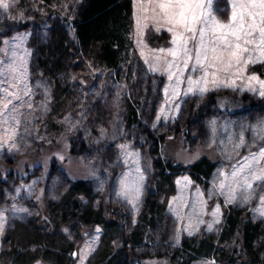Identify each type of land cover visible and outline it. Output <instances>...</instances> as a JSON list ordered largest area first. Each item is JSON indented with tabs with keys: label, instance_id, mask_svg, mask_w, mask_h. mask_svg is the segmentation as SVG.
Returning <instances> with one entry per match:
<instances>
[{
	"label": "rangeland",
	"instance_id": "374dc122",
	"mask_svg": "<svg viewBox=\"0 0 264 264\" xmlns=\"http://www.w3.org/2000/svg\"><path fill=\"white\" fill-rule=\"evenodd\" d=\"M69 1L14 0L7 13L0 10V62L7 61L0 63V71L7 74L8 65L12 66L19 87L11 91L21 97L13 100L19 107L8 114L9 123L0 117V264L10 262L12 233L20 225L36 224L45 214V205L51 215L55 214L60 207L55 205H60L72 185L70 180L76 178L91 181L93 206H102L107 217L116 213L122 226L125 223L126 233L135 230L137 224L143 227L140 213L157 176L165 185L158 195L165 209L163 224L150 235L145 231L141 244L124 252L125 264H176L173 259L178 257L182 238L219 236L226 208L243 213V222L248 217L264 226V205L260 203L264 193L257 191L248 202L238 197L226 203L227 185L234 186L231 165L264 144L260 138L264 135V96L260 95L264 79L252 71L253 65L263 62L250 63L239 73L221 71L215 79L210 74L206 84L194 85L190 91L186 79L189 72H184L183 82L177 84L179 73L173 67V79H168L164 60L173 58L159 50L173 47L171 33L164 28L157 31L151 19L141 18L138 27L137 17L143 15L139 5L144 0H132L130 35L134 50L118 77L84 62L78 73L89 78L90 86L82 89L75 77L78 73H71L67 81L72 84L75 100L57 110L52 82L38 69L36 59L39 44L50 37L53 25L62 22L54 17L38 24L35 20L50 9L68 15ZM213 9L218 19L228 21L229 0H214ZM152 67L157 71H151ZM252 76L256 79H249ZM199 87L207 91L201 93ZM8 88V83L0 84V89ZM3 96L0 91V99ZM130 102L137 104L139 127L127 124ZM241 135L248 146L234 151ZM70 141L75 142L73 148ZM203 157L213 164V172L208 179L194 180L188 165ZM157 159L170 161L177 169L186 168L172 174L173 192L156 173ZM222 183L226 185L224 194ZM81 231L83 235L75 239L76 250L71 254L75 256L73 264H87L102 239L99 226ZM70 236L74 238L73 233ZM241 245L236 236L228 249L236 247L239 257L250 264ZM123 247L122 241H117L113 250L120 254ZM262 259L264 264V256ZM191 264L218 262L199 258Z\"/></svg>",
	"mask_w": 264,
	"mask_h": 264
},
{
	"label": "trees",
	"instance_id": "16d2710c",
	"mask_svg": "<svg viewBox=\"0 0 264 264\" xmlns=\"http://www.w3.org/2000/svg\"><path fill=\"white\" fill-rule=\"evenodd\" d=\"M68 4L71 6L68 15L57 9H50L47 14L35 20L38 24L54 17L62 22V25H53L50 37L39 44L36 59L38 69L52 82L57 110L75 100L72 84L67 79L71 73L81 71L84 62L100 72L116 73L118 77L134 50L130 35L132 0H71ZM252 71L264 79V62L253 65ZM130 72L131 69H128L129 78L132 76ZM75 75L82 89L90 86L91 81H88L87 76L82 73ZM135 103L130 102L127 108V124L131 127H139L141 123ZM78 139L75 138L76 141ZM74 146L75 142L70 141V147ZM77 148L80 149V146ZM70 153H73L72 149ZM154 167L171 192L174 191L172 174L186 169H177L170 161L164 159L154 161ZM188 168L194 180H204L209 178L214 166L210 160L203 157L188 165ZM70 182L72 185L60 205H55L60 206L55 214L51 215L45 205V214L41 219L38 218L36 224L30 222L12 231L13 247L9 264H34L39 261L45 264H62L64 260L67 262L63 264H73L75 256L71 257V254L76 250L75 239L83 235V228L93 226L101 227L102 239L87 264H125L127 259L123 258L124 252L128 248L131 249V246L141 244L145 231L150 235L151 230H159L163 224L165 209L159 202L158 195L163 192L165 185L158 182V176L152 192L144 200L140 213L143 227L137 224L131 233L123 232L125 223L122 226L121 218L116 213L107 217L102 206H93V191L89 179L76 178ZM242 214L235 209L226 208L223 226L217 238L212 235L182 238L178 244V257L173 259V262L191 264L199 258H213L218 264H247L239 257L236 247L228 249L233 238L239 236L242 241V253L250 264H262L264 226L262 223L250 221L248 217L243 222ZM72 233L74 238L70 239ZM117 241H122L124 246L120 254L113 250Z\"/></svg>",
	"mask_w": 264,
	"mask_h": 264
},
{
	"label": "snow or ice",
	"instance_id": "6c2138e0",
	"mask_svg": "<svg viewBox=\"0 0 264 264\" xmlns=\"http://www.w3.org/2000/svg\"><path fill=\"white\" fill-rule=\"evenodd\" d=\"M213 2L214 0H144L139 5L143 15L137 17L138 27L141 18L151 19L157 31L164 28L171 33L173 47L159 50L161 53L167 52L173 58L172 61L164 60L169 73L168 79H173V67L179 73L176 76L177 84L183 82L184 72H189L186 79L190 91L194 85L199 86L201 82L206 84V78L210 74L215 79L216 74L221 71L235 70L239 73L250 63L264 62L260 60V57H264V0H229L231 15L227 22L218 19ZM13 6L14 0H0V10L5 13ZM0 63L7 64V61ZM209 69L212 70L211 73ZM151 71L155 72L157 68L152 67ZM197 72H202L203 75L194 77L192 73ZM0 76L4 77L0 84H9L8 89H0L4 92L0 99V117L4 118L5 123H9L8 114L15 113L19 107L13 100L21 99L19 93L11 89L19 85L11 65H8L7 74L0 71ZM9 76H12L11 80L8 79ZM249 79L254 80L256 77ZM261 87L264 88V84ZM199 91L202 93L207 88L199 87ZM260 95L264 96V91ZM12 119H15L14 115ZM261 132H264V127ZM260 138L264 140V135ZM247 146L244 136L241 135L239 143L234 144L233 149L235 151ZM236 154L239 155L238 152ZM231 167L230 175L234 186L227 185L229 190L226 203H233L238 197L248 202L257 191L264 193V144L257 151H250L248 155L241 157ZM225 187L223 183L220 185L221 194H224ZM260 203L264 205V195L261 196ZM218 210L217 208V212ZM261 214L264 215V210ZM2 227L0 224V232ZM208 228L211 230L212 225L209 224ZM189 235L192 233L189 232Z\"/></svg>",
	"mask_w": 264,
	"mask_h": 264
}]
</instances>
